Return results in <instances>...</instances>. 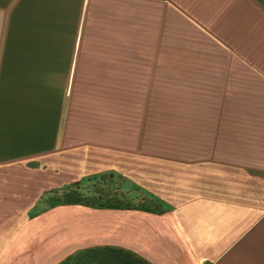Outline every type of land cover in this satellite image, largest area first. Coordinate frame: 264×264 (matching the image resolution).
Listing matches in <instances>:
<instances>
[{
  "label": "crops",
  "instance_id": "crops-1",
  "mask_svg": "<svg viewBox=\"0 0 264 264\" xmlns=\"http://www.w3.org/2000/svg\"><path fill=\"white\" fill-rule=\"evenodd\" d=\"M100 172L163 212L32 215ZM96 245L264 264V0H0V264Z\"/></svg>",
  "mask_w": 264,
  "mask_h": 264
},
{
  "label": "trees",
  "instance_id": "trees-1",
  "mask_svg": "<svg viewBox=\"0 0 264 264\" xmlns=\"http://www.w3.org/2000/svg\"><path fill=\"white\" fill-rule=\"evenodd\" d=\"M103 172L81 177L69 184H63L51 190H46L40 195L36 208L37 212L50 209L57 205H84L91 208L103 209H140L151 212L162 213L163 210L147 195L143 194L142 199L132 201L124 197L122 193L103 192L95 188L94 192L87 193L82 190L83 183L99 185L100 182H109L112 179ZM114 180V179H113ZM139 190L138 188H135ZM140 191V190H139ZM57 264H151L139 257L135 252L115 246L96 245L88 248H80Z\"/></svg>",
  "mask_w": 264,
  "mask_h": 264
},
{
  "label": "rangeland",
  "instance_id": "rangeland-1",
  "mask_svg": "<svg viewBox=\"0 0 264 264\" xmlns=\"http://www.w3.org/2000/svg\"><path fill=\"white\" fill-rule=\"evenodd\" d=\"M108 178L112 179V181H109V182L102 181L99 183V185H93L92 183H83L82 184V190L90 194V193L94 192L95 188H98L100 190H103V192L122 193V195H124V197L129 198L132 201L142 199L143 194L141 193V191H139L135 188H132V187H124L122 181H118V180L114 179L115 177H113L112 174H110ZM46 210L47 209L40 211V212H37V208H36L32 215L36 216L37 214L42 213Z\"/></svg>",
  "mask_w": 264,
  "mask_h": 264
}]
</instances>
